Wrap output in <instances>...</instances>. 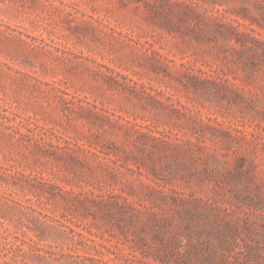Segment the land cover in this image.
Returning a JSON list of instances; mask_svg holds the SVG:
<instances>
[{
    "label": "rangeland",
    "instance_id": "obj_1",
    "mask_svg": "<svg viewBox=\"0 0 264 264\" xmlns=\"http://www.w3.org/2000/svg\"><path fill=\"white\" fill-rule=\"evenodd\" d=\"M138 6L134 0H0V264H130L133 253L121 240L120 251L114 238L106 248L88 240L102 241L94 225L108 224L98 209L83 216L65 200L92 190L104 197L130 193L128 201L139 208L138 196L157 188L144 168L138 174L107 160L112 154L93 155L120 147L145 167V136L178 132L168 112L149 108L144 88L196 108L204 122L254 129L248 115L235 108L222 114L180 87L171 62L168 74L149 71L147 43L176 63L188 58L179 59L174 38L146 25ZM148 223L141 214L123 227L129 237L136 230L150 237ZM107 227L116 235L117 228Z\"/></svg>",
    "mask_w": 264,
    "mask_h": 264
},
{
    "label": "trees",
    "instance_id": "obj_2",
    "mask_svg": "<svg viewBox=\"0 0 264 264\" xmlns=\"http://www.w3.org/2000/svg\"><path fill=\"white\" fill-rule=\"evenodd\" d=\"M134 2L145 9L146 25L159 37L174 38L179 59L188 58L176 63L162 47L147 43L149 71L168 74L171 62L180 87L223 109L222 114L235 108L248 115V126L254 129L216 118L204 122L196 108L144 88L149 108L156 114L168 112L178 132L145 136V167L120 147L93 155L112 154L115 159L107 160L122 161V167L138 174L144 168L157 188L150 186L138 196L139 208L128 201L130 193L104 197L93 190L69 197L66 205L84 211L83 216L91 215L92 207L98 209L108 224L103 229L94 225L102 241L88 240L106 248L104 243L114 238L118 251L121 240L133 253L130 264H264V134L257 130L264 131V0ZM157 160L161 168L155 166ZM106 167L115 178L114 168ZM141 214L149 217L150 237L137 236V230L129 237L124 222H136ZM107 226L117 228L116 235Z\"/></svg>",
    "mask_w": 264,
    "mask_h": 264
}]
</instances>
